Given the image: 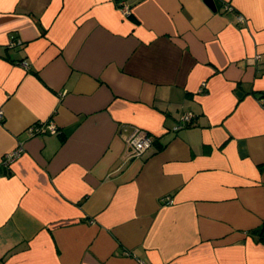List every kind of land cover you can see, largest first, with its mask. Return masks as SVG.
<instances>
[{"label": "crops", "instance_id": "obj_1", "mask_svg": "<svg viewBox=\"0 0 264 264\" xmlns=\"http://www.w3.org/2000/svg\"><path fill=\"white\" fill-rule=\"evenodd\" d=\"M119 1L0 0V264H264V0Z\"/></svg>", "mask_w": 264, "mask_h": 264}, {"label": "built area", "instance_id": "obj_2", "mask_svg": "<svg viewBox=\"0 0 264 264\" xmlns=\"http://www.w3.org/2000/svg\"><path fill=\"white\" fill-rule=\"evenodd\" d=\"M119 8L124 15H129L131 12L129 5L125 3L123 0L119 1ZM225 9H231V6L228 3H226ZM236 18L239 22L245 21V18L241 14H238ZM22 63L24 66H27L26 61H22ZM204 84L205 83L203 82L201 85V89L199 90H202ZM193 117H194L193 112L191 111L183 112L179 117L177 123L172 127V130L177 131L183 128L184 126L188 125ZM2 119H3V111L2 109H0V121ZM27 131L31 135H37L46 132L51 134H56L58 133L59 130L56 123L53 120L49 119V120L32 123L27 127ZM152 142H153V137L148 132L134 127L130 132V134L125 137V143L128 148L127 155L130 157H140L145 151H147L151 147ZM23 149H24L23 144L18 143L13 149L7 151L3 155L0 161V165L8 169L12 164V162L21 155ZM171 202L172 200L169 197L165 198V203H171Z\"/></svg>", "mask_w": 264, "mask_h": 264}, {"label": "trees", "instance_id": "obj_3", "mask_svg": "<svg viewBox=\"0 0 264 264\" xmlns=\"http://www.w3.org/2000/svg\"><path fill=\"white\" fill-rule=\"evenodd\" d=\"M258 235L260 236L261 239H264V225H262L259 229H258Z\"/></svg>", "mask_w": 264, "mask_h": 264}, {"label": "water", "instance_id": "obj_4", "mask_svg": "<svg viewBox=\"0 0 264 264\" xmlns=\"http://www.w3.org/2000/svg\"><path fill=\"white\" fill-rule=\"evenodd\" d=\"M205 1H206V3H207L210 7L214 8V2H213V0H205Z\"/></svg>", "mask_w": 264, "mask_h": 264}]
</instances>
